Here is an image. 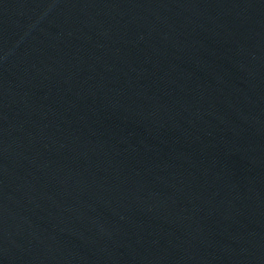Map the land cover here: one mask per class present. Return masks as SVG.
Listing matches in <instances>:
<instances>
[{"label": "water", "instance_id": "95a60500", "mask_svg": "<svg viewBox=\"0 0 264 264\" xmlns=\"http://www.w3.org/2000/svg\"><path fill=\"white\" fill-rule=\"evenodd\" d=\"M0 264H264V0H0Z\"/></svg>", "mask_w": 264, "mask_h": 264}]
</instances>
